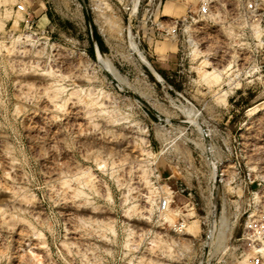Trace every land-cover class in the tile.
I'll list each match as a JSON object with an SVG mask.
<instances>
[{
  "label": "rangeland",
  "instance_id": "rangeland-1",
  "mask_svg": "<svg viewBox=\"0 0 264 264\" xmlns=\"http://www.w3.org/2000/svg\"><path fill=\"white\" fill-rule=\"evenodd\" d=\"M258 211L264 0H0V264H233Z\"/></svg>",
  "mask_w": 264,
  "mask_h": 264
},
{
  "label": "built area",
  "instance_id": "built-area-1",
  "mask_svg": "<svg viewBox=\"0 0 264 264\" xmlns=\"http://www.w3.org/2000/svg\"><path fill=\"white\" fill-rule=\"evenodd\" d=\"M250 10L255 6L252 2L247 4ZM200 12L206 13L207 7L201 6ZM191 193H188L190 196ZM170 197L162 196L158 201V209L164 212L168 209ZM173 227L181 229L184 225L175 223ZM239 243L236 246L237 256L233 264H262L264 258V211H258L254 215L247 216L244 220L240 236L236 238Z\"/></svg>",
  "mask_w": 264,
  "mask_h": 264
},
{
  "label": "bare ground",
  "instance_id": "bare-ground-1",
  "mask_svg": "<svg viewBox=\"0 0 264 264\" xmlns=\"http://www.w3.org/2000/svg\"><path fill=\"white\" fill-rule=\"evenodd\" d=\"M263 247H264V244H263Z\"/></svg>",
  "mask_w": 264,
  "mask_h": 264
}]
</instances>
